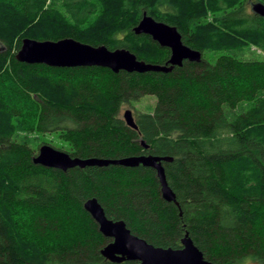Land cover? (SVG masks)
Returning a JSON list of instances; mask_svg holds the SVG:
<instances>
[{
  "label": "trees",
  "instance_id": "16d2710c",
  "mask_svg": "<svg viewBox=\"0 0 264 264\" xmlns=\"http://www.w3.org/2000/svg\"><path fill=\"white\" fill-rule=\"evenodd\" d=\"M253 2L264 5L0 0V264H137L102 257L111 240L83 208L93 198L107 218L155 247L178 249L186 234L211 264H264V58L235 54L249 47L264 54V18L250 12ZM142 12L173 26L200 62L169 73L115 74L15 59L25 38H71L163 64L168 49L131 32ZM207 52L214 58H203ZM147 96L155 99L152 110L131 112L133 130L121 110ZM241 103L247 107L228 120L222 108ZM19 131L56 134L66 146L56 149L82 159L168 157L161 165L176 205L161 199L149 168L35 165L37 152L14 138Z\"/></svg>",
  "mask_w": 264,
  "mask_h": 264
},
{
  "label": "water",
  "instance_id": "95a60500",
  "mask_svg": "<svg viewBox=\"0 0 264 264\" xmlns=\"http://www.w3.org/2000/svg\"><path fill=\"white\" fill-rule=\"evenodd\" d=\"M249 9L252 14L264 18L263 4L253 2ZM131 32L136 36H148L159 47L168 49L167 60L163 64L145 63L137 60L125 49L109 50L105 46L94 47L71 38L58 41H37L25 38L21 41L15 59L19 63L53 68L100 67L109 69L115 74L120 71L137 74L169 73L174 67H180L184 61L199 63L201 60L200 52L182 44L181 37L173 26L155 21L145 12H142ZM123 120L129 128L133 130L136 128L130 110H124ZM139 145L143 150L148 147L142 141ZM170 160L168 157L150 154L127 156L120 159H82L71 157L68 153L48 144L40 145L37 154L32 157L33 164L62 172L76 167L80 169L108 166L149 168L155 173L161 199L176 205L174 194L167 186L161 165L162 162ZM83 208L97 224L101 235L111 240L100 251L102 257L111 263L133 261L137 264H211L203 258L186 234L181 238V247L178 249L155 247L131 234L123 221L107 218L96 199L86 200Z\"/></svg>",
  "mask_w": 264,
  "mask_h": 264
},
{
  "label": "rangeland",
  "instance_id": "374dc122",
  "mask_svg": "<svg viewBox=\"0 0 264 264\" xmlns=\"http://www.w3.org/2000/svg\"><path fill=\"white\" fill-rule=\"evenodd\" d=\"M236 56H238L241 59H263L264 58V54L262 52H260L259 50L253 48V47H249L248 49L241 51V52H236L235 53ZM212 53H205L203 54V58L204 57H210L211 59L214 58V56H212ZM154 97L152 96H147V97H143L142 99H140L139 101H137L136 103L132 104V106L130 108L128 107H123L121 110V116H123V112L124 110L128 109L130 110L132 113H150L154 104ZM247 107V103H241L239 105H237L235 108L230 109L227 108L226 106H224L222 108L223 113L225 115V117L228 120H231L236 114H239L240 112H242L245 108ZM16 140L18 141H26L29 145V147L31 149H33L35 151V153L38 150V147L41 144H49L50 146L54 147V148H61V149H66L65 144L62 143V141L58 138V136L56 134H36V133H27V132H23V131H19L17 132V134L14 137Z\"/></svg>",
  "mask_w": 264,
  "mask_h": 264
}]
</instances>
